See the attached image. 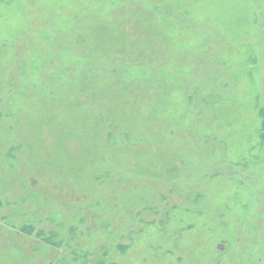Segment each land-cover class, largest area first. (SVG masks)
Wrapping results in <instances>:
<instances>
[{"label": "rangeland", "instance_id": "1", "mask_svg": "<svg viewBox=\"0 0 264 264\" xmlns=\"http://www.w3.org/2000/svg\"><path fill=\"white\" fill-rule=\"evenodd\" d=\"M0 264H264V0H0Z\"/></svg>", "mask_w": 264, "mask_h": 264}]
</instances>
